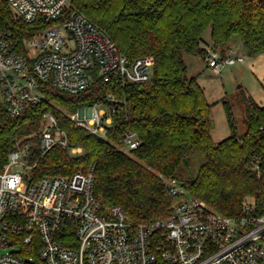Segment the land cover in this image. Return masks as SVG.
I'll list each match as a JSON object with an SVG mask.
<instances>
[{
	"label": "built area",
	"instance_id": "2783aa9c",
	"mask_svg": "<svg viewBox=\"0 0 264 264\" xmlns=\"http://www.w3.org/2000/svg\"><path fill=\"white\" fill-rule=\"evenodd\" d=\"M3 1L16 19L33 24L43 18L49 25L22 43L12 30H0V115L19 117L43 101L49 86L74 97L100 82L102 97L68 117L89 136L106 138L128 106L127 86L152 81L154 58L124 55L76 0ZM205 60L221 70L244 57L209 48ZM43 122L33 141L19 142L0 170V264H264V215L252 202L243 215L226 216L190 194L183 181L161 176L170 216L135 223L121 206L105 207L97 199L94 165L34 179L28 161L36 143L41 156L55 147L76 157L84 153L53 112ZM141 143L127 129L120 147L129 153Z\"/></svg>",
	"mask_w": 264,
	"mask_h": 264
},
{
	"label": "trees",
	"instance_id": "16d2710c",
	"mask_svg": "<svg viewBox=\"0 0 264 264\" xmlns=\"http://www.w3.org/2000/svg\"><path fill=\"white\" fill-rule=\"evenodd\" d=\"M79 11L105 30L130 59L153 57L155 71L147 84L127 86L128 106L114 118L106 138L75 128L69 114L94 105L105 91L98 82L71 97L45 88L43 101L17 118L0 115V170L17 144H27L43 129V116L53 112L71 143L83 147L73 156L55 147L44 156L33 145L28 163L34 179L72 175L95 166V195L105 207L121 206L135 223L167 219L171 203L162 177L176 178L193 196L226 216H241L252 202L264 215V106L244 96L248 130L238 135L226 107L232 135L220 143L212 137L211 104L197 77H188L184 55L202 56L204 35L225 55L239 36L249 56L264 53V0H76ZM49 23L16 19L0 3V30H12L19 41ZM135 131L141 146L120 148L125 130ZM203 153L206 162L196 177L186 175L188 150Z\"/></svg>",
	"mask_w": 264,
	"mask_h": 264
},
{
	"label": "rangeland",
	"instance_id": "374dc122",
	"mask_svg": "<svg viewBox=\"0 0 264 264\" xmlns=\"http://www.w3.org/2000/svg\"><path fill=\"white\" fill-rule=\"evenodd\" d=\"M210 41L209 30L204 35L203 47H208ZM230 48L235 55L243 56L244 61L224 66L221 70L209 67L202 56L184 55L188 66V77L198 78L211 104L212 137L215 143H220L232 135L226 114L227 106L230 107L238 135H244L248 130L244 96H250L264 106V53L256 57L249 56L239 36L233 37ZM205 162L206 157L203 153L193 149L188 150L185 163L186 175L190 178L196 177Z\"/></svg>",
	"mask_w": 264,
	"mask_h": 264
},
{
	"label": "crops",
	"instance_id": "0c3cea01",
	"mask_svg": "<svg viewBox=\"0 0 264 264\" xmlns=\"http://www.w3.org/2000/svg\"><path fill=\"white\" fill-rule=\"evenodd\" d=\"M209 43H211V41ZM209 47H211V44H208V47L206 46L204 48H206V49L208 48L209 49ZM230 49H232V48H230Z\"/></svg>",
	"mask_w": 264,
	"mask_h": 264
}]
</instances>
